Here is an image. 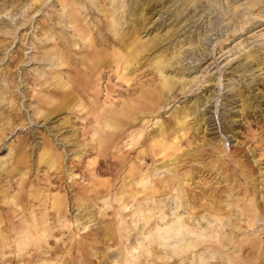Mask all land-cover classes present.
<instances>
[{
	"label": "rangeland",
	"instance_id": "rangeland-1",
	"mask_svg": "<svg viewBox=\"0 0 264 264\" xmlns=\"http://www.w3.org/2000/svg\"><path fill=\"white\" fill-rule=\"evenodd\" d=\"M131 254L264 264V0H0V264Z\"/></svg>",
	"mask_w": 264,
	"mask_h": 264
},
{
	"label": "bare ground",
	"instance_id": "bare-ground-1",
	"mask_svg": "<svg viewBox=\"0 0 264 264\" xmlns=\"http://www.w3.org/2000/svg\"><path fill=\"white\" fill-rule=\"evenodd\" d=\"M164 193V192H163ZM153 199V198H152ZM126 203V202H125ZM138 207V206H137ZM161 209V208H160ZM161 212V211H160ZM133 213V212H132ZM141 213H142V210H141ZM252 213V212H251ZM139 214V213H138ZM137 214V215H138ZM148 216H149V214H148ZM147 218V217H146ZM133 219V218H132ZM136 219V218H135ZM134 219V220H135ZM144 220H148V219H144ZM195 221V220H194ZM132 223V222H131ZM180 224V223H179ZM194 224V223H193ZM174 225V224H173ZM181 225H182V227L184 226L185 228L186 227H190V224H188V225H186V224H183L182 222H181ZM192 226V225H191ZM143 227V226H142ZM174 227V226H173ZM172 227V228H173ZM178 227V226H177ZM173 230V229H172ZM179 234V233H178ZM152 235V234H151ZM44 236V235H43ZM29 239H30V236L28 235V236H23V237H21L20 239H19V241H18V243H17V248H18V252L19 253H21L24 249H25V247L27 246V242L29 241ZM41 239H43V237H39V236H36L35 237V240L37 241H39V240H41ZM125 239V238H124ZM149 241H153V236H150L149 237V239H148ZM156 241V240H155ZM181 241V240H180ZM185 241V240H184ZM242 243V242H241ZM3 247V246H2ZM131 249H134V250H136V247H133V248H131ZM142 249V247H140V250ZM138 250V249H137ZM155 250V249H154ZM170 252V251H169ZM173 254V253H172ZM191 258V257H190ZM119 262L117 263V264H138L135 260H134V257H133V255L131 254V257L130 258H123V259H119L118 260ZM140 263V262H139ZM104 264V263H103ZM202 264V263H201Z\"/></svg>",
	"mask_w": 264,
	"mask_h": 264
}]
</instances>
